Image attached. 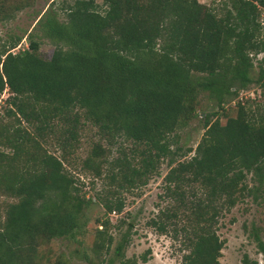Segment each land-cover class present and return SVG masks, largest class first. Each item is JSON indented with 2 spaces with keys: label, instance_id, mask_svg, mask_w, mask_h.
<instances>
[{
  "label": "trees",
  "instance_id": "trees-1",
  "mask_svg": "<svg viewBox=\"0 0 264 264\" xmlns=\"http://www.w3.org/2000/svg\"><path fill=\"white\" fill-rule=\"evenodd\" d=\"M214 2L102 0L100 7L73 0L66 21L50 15L39 35H27L26 48L13 51L21 37L0 38V94L10 93V120L0 122V192L16 198L0 221V264H22L21 251L32 250L38 237H63L81 226L90 200L63 163L85 121L104 142H94L83 160L94 176L107 178L97 195L104 214L120 212V191L145 184L167 159L164 192L173 202L149 225L163 233L179 217L181 264H219V219L252 191L244 182L248 173L264 195V106L237 101L235 116L224 123L206 115L199 141L188 149L193 154L182 160L171 146L201 92L221 104L250 82L264 89V0ZM30 3L0 0V22ZM42 39L54 46L50 58L39 52ZM251 53H263L255 73ZM49 137L60 156L44 146ZM124 140L132 144L128 153ZM97 232L102 237L94 248L108 250L112 236L103 227ZM253 235L263 260L245 254L242 264H264V241ZM127 240L125 231L113 253L120 264H138L124 257ZM54 264L66 262L59 257Z\"/></svg>",
  "mask_w": 264,
  "mask_h": 264
},
{
  "label": "rangeland",
  "instance_id": "rangeland-1",
  "mask_svg": "<svg viewBox=\"0 0 264 264\" xmlns=\"http://www.w3.org/2000/svg\"><path fill=\"white\" fill-rule=\"evenodd\" d=\"M30 2L29 5L17 11L14 18L0 22L1 40L21 37L13 51L26 48L27 35L29 33L39 35L41 22L50 15L59 22L66 21V5L71 4L73 0H30ZM198 2L206 6L212 4V0H198ZM95 3L102 6V0H95ZM220 3L219 0L214 2L219 7ZM261 36H264V32ZM53 47L47 39H42L39 52L42 57L50 58ZM249 56L252 58L253 73H255L263 53L256 55L251 53ZM9 95V90L6 88L0 94V122L10 120L5 116L6 98ZM237 101L250 105L251 108L256 105L263 107L264 89L250 82L246 87L238 89L235 96L226 97L221 104L209 98L207 92H201L198 95L195 114L186 125L176 130L177 141L171 146L176 152L175 159L182 160L193 154V150L188 152V149H194L199 141L204 131L203 118L206 115L209 120L218 118L221 123H224L227 117L235 116ZM22 124L26 125L25 122ZM96 130L97 128L91 122H83L79 130L77 147L67 153L63 163L64 168L77 178L80 193L86 200H90L83 206L81 226L63 237L50 240L38 237L32 250L21 251L24 259L22 264H54L59 257L66 264H120L119 258L113 251L125 231L128 233V240L123 249L125 258H137L138 264H181L184 245L183 236L179 231V217L176 218L175 223L168 224L163 233L149 225V220L156 215L159 208H165L173 202L164 192L163 177L169 169L167 159L161 161L157 172L149 176L145 184L120 191L119 195L124 201V207L120 212L104 214L97 195L103 192V187L108 182L107 178L96 177L91 169L83 167V160L89 155L94 142L97 140L103 142ZM54 143V138L49 137L44 146L50 152L60 156L61 151L56 149L57 145H53ZM121 145L127 153L132 146L129 140L122 141ZM116 147L118 145L115 144L111 148L110 158L117 154ZM103 173L105 175L106 169ZM244 182L252 191H244L236 205L219 219L217 233L224 241L219 264H242L241 260L245 254L251 261L261 263L263 260L253 234L257 232L259 238L264 241V195L261 191H255L254 186L257 182L251 173L246 175ZM14 201L16 198L0 192V221L4 220L6 206ZM106 218L108 223L105 222ZM102 227L113 238L108 250L94 248L96 242L101 240L102 236H99L97 231ZM143 255L147 258L146 262L141 261ZM109 258L112 261H109Z\"/></svg>",
  "mask_w": 264,
  "mask_h": 264
}]
</instances>
